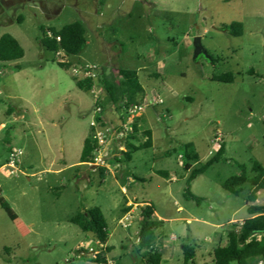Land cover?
I'll use <instances>...</instances> for the list:
<instances>
[{
	"label": "rangeland",
	"instance_id": "obj_1",
	"mask_svg": "<svg viewBox=\"0 0 264 264\" xmlns=\"http://www.w3.org/2000/svg\"><path fill=\"white\" fill-rule=\"evenodd\" d=\"M76 21L85 24L88 43L62 67L41 46L40 26L61 29ZM233 22L244 24L242 36L223 30ZM5 33L25 56L0 62V264H101L96 252L107 263L145 264L138 251L141 206L129 228L119 223L128 200L154 205L162 264H184V244L196 251L190 264H213L214 249L226 243L228 231L239 230L230 220L250 217V183L237 196L222 183L240 174L239 164L249 177L255 161L264 167V0H0V37ZM197 36L214 63L195 57ZM83 64L137 71L146 92L163 99L144 114L142 130H152L153 146L131 161L124 155L113 161L105 179L100 169L81 163L97 115L95 93L76 85L73 69ZM228 72L235 74L233 83L212 80ZM97 89L111 120L115 107ZM187 143L200 158L189 161L193 168L226 145V160L192 182L200 204L183 195L191 171L179 155ZM18 149L20 163L12 171L5 165ZM130 177L144 180L131 183ZM257 204L264 205V189ZM94 207L107 220L110 253L71 222Z\"/></svg>",
	"mask_w": 264,
	"mask_h": 264
},
{
	"label": "trees",
	"instance_id": "obj_2",
	"mask_svg": "<svg viewBox=\"0 0 264 264\" xmlns=\"http://www.w3.org/2000/svg\"><path fill=\"white\" fill-rule=\"evenodd\" d=\"M19 21H21L19 19ZM41 46L53 52L64 50L69 56H78L86 47L87 30L86 26L81 21H76L67 24L61 29L54 26H40ZM223 30L233 36H242L244 33V24L242 22H233L229 26H225ZM51 33V35L49 34ZM60 38V40H58ZM25 56V50L20 42L11 34L5 33L0 37V62H11L22 59ZM210 61L215 62L216 59L210 55ZM62 67H70L72 63L58 62ZM96 79H82L75 76L76 85L83 91H92L95 86L102 88L106 95L110 98L111 104L117 109V112L124 107L133 106L142 101L146 90L140 81L137 71L118 68L108 72L102 67ZM250 74H255L254 70L249 71ZM212 80L233 83L235 74L228 72L222 75H215ZM13 111L9 109V112ZM143 116L135 124V131L127 141V151L123 152V160L131 161L133 154L141 149L153 146V132L151 129L142 130ZM183 156L186 161L187 171H191L184 190V197L187 200H194L201 203L203 198L192 192V182L201 174L205 173L213 164L226 160V145L223 143L219 146L215 155H213L206 163L194 167L189 161L198 162L199 154L196 152L193 143L185 144ZM94 157V146L89 139L84 142L81 163H88ZM121 159H118L120 161ZM122 161V160H121ZM1 167V166H0ZM240 174L229 177L222 183V187L232 195H239L245 184L250 183L252 190L247 199V211L250 215L240 225L239 230H230L226 236V244L219 245L213 251V264H250L251 260L258 258L264 259V205L257 204L258 193L264 189V167L258 161H255L252 166L254 175L249 177L247 166L239 164ZM164 177H168L166 171H158ZM102 179H105L106 173L100 171ZM137 179L139 177H136ZM3 207L10 216H14V210L7 204L3 203ZM130 207L123 208L124 213L129 211ZM156 209L154 205L147 204L142 207L141 220L138 231V251H145L143 261L145 264H161L162 252L155 247L157 241L156 231L160 226V221L154 218ZM71 222L78 225L84 232L92 233L94 238L101 244L105 245L109 239L108 223L105 215L100 207H94L89 210L78 213L71 218ZM257 235H261L259 239ZM112 247L107 246L106 251L110 253ZM184 264H190L195 260L196 251L193 247L184 244ZM95 262L107 264V258L98 253L94 259Z\"/></svg>",
	"mask_w": 264,
	"mask_h": 264
},
{
	"label": "built area",
	"instance_id": "obj_3",
	"mask_svg": "<svg viewBox=\"0 0 264 264\" xmlns=\"http://www.w3.org/2000/svg\"><path fill=\"white\" fill-rule=\"evenodd\" d=\"M51 35V33H49ZM60 40V38H58ZM56 56L61 63H70L69 55L64 50H59L56 52ZM76 77L87 79L92 78L96 79L100 73L99 68L91 65H80L76 66L73 69ZM97 86L93 88L95 93V104H96V117L91 121L92 132L88 137L90 143L94 146V157L93 159L86 163L88 166H91L93 169L104 170L106 174H110L114 169L112 162L118 159H121L123 152L127 151V141L130 136L135 131V124L137 121L145 114V111L149 107H154L163 102L160 94L150 95L145 94L142 101L139 103L124 107L122 110L117 112L115 108L112 110V119L107 120L105 118V110L101 97V93L97 92ZM220 140L217 139V142ZM220 146V145H219ZM218 146V148H219ZM217 148V150H218ZM215 151V153L217 152ZM214 152L211 154L215 155ZM22 155V150L18 149L13 151L10 155L9 161L5 166L10 168L12 171H17L20 163V157ZM181 163L184 165V156L179 155ZM126 193V189L123 190ZM129 206H138L135 203H130ZM134 219L133 210H130L120 218L119 223L124 228H129L132 225ZM260 239L261 235H257ZM97 244H101L99 241H96ZM80 247L79 249H82ZM87 248L85 247L84 250ZM99 253V252H96ZM251 264H264V259L258 258Z\"/></svg>",
	"mask_w": 264,
	"mask_h": 264
},
{
	"label": "crops",
	"instance_id": "obj_4",
	"mask_svg": "<svg viewBox=\"0 0 264 264\" xmlns=\"http://www.w3.org/2000/svg\"><path fill=\"white\" fill-rule=\"evenodd\" d=\"M146 94H148L147 92H146ZM145 115H143V119L145 118L144 117ZM144 121H145V119H144ZM142 125H143V123H142ZM212 155V154H211ZM212 157V156H211ZM210 157V158H211ZM209 158V159H210ZM208 159V160H209ZM101 171V170H100ZM108 174H106V176H107ZM119 175H123V171H121V170H119ZM105 176V177H106ZM137 180H144V179H142V178H136V177H130V179H129V182H131V183H135ZM124 189H126V192H127V188L126 187H123V190ZM130 203H135V204H137L138 206H141V208L143 207V206H145V205H147V204H150L149 202H132L131 200H128L127 201V203H126V207H129V205H130ZM138 206H135V208L134 209H132L133 211L136 209V208H138ZM178 209L179 210H183V206H179L178 207ZM130 210H131V207H130ZM129 210V211H130ZM128 212V211H127ZM126 213V212H125ZM124 213V214H125ZM157 217V214H156V212H155V215H154V218H156ZM247 219V218H246ZM141 220V219H140ZM245 219H242V220H240V221H237V219H232V220H230V222H233V224H239V226H238V228L240 227V225L243 223V221H244ZM192 220L190 219V218H188L187 219V222H191ZM156 234H157V232H156ZM157 239H158V235H157ZM108 243V242H107ZM105 244V245H102V246H104L105 248L107 247V246H110V245H108V244ZM226 244V243H225ZM110 247H112V246H110ZM155 247L156 248H159L160 249V246H158L157 245V241L155 242ZM113 248V247H112ZM142 252H145V251H142ZM162 252V251H161ZM144 254V253H143ZM109 255V254H108ZM162 256H163V259L165 258V255H164V252H162ZM108 258H109V256H108ZM163 259H162V262H163ZM213 263V262H212ZM91 264H97V263H91ZM107 264H114V262H111V261H109ZM162 264V263H161Z\"/></svg>",
	"mask_w": 264,
	"mask_h": 264
},
{
	"label": "water",
	"instance_id": "obj_5",
	"mask_svg": "<svg viewBox=\"0 0 264 264\" xmlns=\"http://www.w3.org/2000/svg\"><path fill=\"white\" fill-rule=\"evenodd\" d=\"M194 47H195V57H198L200 55H205L208 59H210V55H209L208 51L205 49V47L202 44L201 36L195 37Z\"/></svg>",
	"mask_w": 264,
	"mask_h": 264
}]
</instances>
